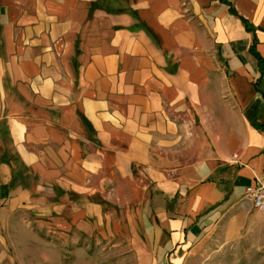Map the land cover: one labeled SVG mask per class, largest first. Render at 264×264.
Returning <instances> with one entry per match:
<instances>
[{
    "label": "crops",
    "instance_id": "1",
    "mask_svg": "<svg viewBox=\"0 0 264 264\" xmlns=\"http://www.w3.org/2000/svg\"><path fill=\"white\" fill-rule=\"evenodd\" d=\"M258 182L264 0H0V264L264 263Z\"/></svg>",
    "mask_w": 264,
    "mask_h": 264
},
{
    "label": "rangeland",
    "instance_id": "2",
    "mask_svg": "<svg viewBox=\"0 0 264 264\" xmlns=\"http://www.w3.org/2000/svg\"><path fill=\"white\" fill-rule=\"evenodd\" d=\"M33 243V238L30 234L23 237L21 246L17 251L15 264H136L132 253L126 247L115 250L107 248L106 243H94L92 248L75 249L62 246V242L52 237H49L48 244L46 243L45 247ZM41 254L45 255L44 261L41 258ZM109 256L118 259L119 263H104V257ZM121 259L124 260L122 263H120ZM192 264L196 263L193 262ZM253 264L264 263L257 262Z\"/></svg>",
    "mask_w": 264,
    "mask_h": 264
},
{
    "label": "built area",
    "instance_id": "3",
    "mask_svg": "<svg viewBox=\"0 0 264 264\" xmlns=\"http://www.w3.org/2000/svg\"><path fill=\"white\" fill-rule=\"evenodd\" d=\"M244 202L252 205L253 208L264 214V183L258 182L247 187Z\"/></svg>",
    "mask_w": 264,
    "mask_h": 264
}]
</instances>
